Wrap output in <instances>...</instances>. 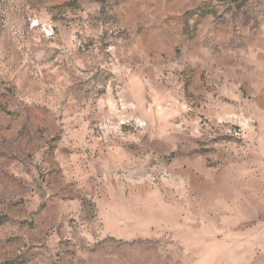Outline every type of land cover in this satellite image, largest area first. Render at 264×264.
Returning <instances> with one entry per match:
<instances>
[{
  "label": "rangeland",
  "instance_id": "rangeland-1",
  "mask_svg": "<svg viewBox=\"0 0 264 264\" xmlns=\"http://www.w3.org/2000/svg\"><path fill=\"white\" fill-rule=\"evenodd\" d=\"M0 264H264V0H0Z\"/></svg>",
  "mask_w": 264,
  "mask_h": 264
}]
</instances>
